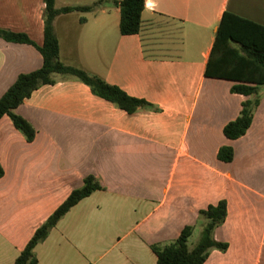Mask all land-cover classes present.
Segmentation results:
<instances>
[{
    "label": "crops",
    "instance_id": "0c3cea01",
    "mask_svg": "<svg viewBox=\"0 0 264 264\" xmlns=\"http://www.w3.org/2000/svg\"><path fill=\"white\" fill-rule=\"evenodd\" d=\"M55 4L92 5L53 20L60 60L158 110L128 113L80 80L55 75L15 108L35 128L32 141L3 115L0 264H13L88 174L103 189L72 206L35 246L37 264H156L151 246L169 243L185 225L194 226L189 239H199V210L220 199L227 215L213 237L228 246L211 248L202 264H264V89L249 128L229 139L223 126L248 96L231 92L233 81L204 74L222 13L264 25V0H145L144 22L156 13L183 21L181 48L194 52L175 59L144 58L139 35L120 33L113 0ZM44 6V0H0V27L41 45ZM41 63L33 45L0 38V96L19 73ZM222 145L233 148L229 162L217 158Z\"/></svg>",
    "mask_w": 264,
    "mask_h": 264
},
{
    "label": "trees",
    "instance_id": "16d2710c",
    "mask_svg": "<svg viewBox=\"0 0 264 264\" xmlns=\"http://www.w3.org/2000/svg\"><path fill=\"white\" fill-rule=\"evenodd\" d=\"M56 0H44L43 42L35 43L23 32L0 27V38L17 43L31 44L42 57L41 66L29 72L19 73L13 83L0 96V118L8 115L16 129L27 141H32L36 130L25 118L15 112V108L28 98L38 87L53 84L55 75L70 76L86 84L91 92L114 103L120 109L132 113L139 108L158 110L144 98L129 95L121 87L104 81L79 67L67 65L60 60V43L54 32L53 20L61 13L72 10L91 11L92 5H64L57 7ZM102 1V0H100ZM119 7V31L122 35L137 34L141 51L147 59H175L174 50L181 49L183 21L179 18L156 13V18L146 22L142 19L145 0H113ZM84 17L80 18L83 22ZM207 77L233 81L231 92L248 96L242 101L239 114L223 126V134L229 139L242 136L252 122L253 113L259 104V87L264 85V25L241 15L225 10L219 20L214 41L205 66ZM233 148L222 145L217 158L229 162L233 158ZM3 168L0 164V176ZM103 189L93 174L84 176L82 184L70 191L67 197L39 225L19 252L13 264H37L35 246L44 240L59 219L78 201L96 190ZM227 215L225 199L209 204L198 212L202 223L199 239L189 249L188 239L193 225H185L179 235L165 244H153L156 264H202L211 248L226 250L228 244L213 237L215 227L224 222Z\"/></svg>",
    "mask_w": 264,
    "mask_h": 264
},
{
    "label": "rangeland",
    "instance_id": "374dc122",
    "mask_svg": "<svg viewBox=\"0 0 264 264\" xmlns=\"http://www.w3.org/2000/svg\"><path fill=\"white\" fill-rule=\"evenodd\" d=\"M153 18H156V15L153 17ZM194 52V49H185L184 46L181 48V49H177V50H174V54L175 55H178L179 57L181 56H185V55H188L190 53H193ZM264 89V85L260 86L259 87V93L261 94V91H263ZM196 240H198V234H193L192 237L189 239L188 241V246H193L192 244H195Z\"/></svg>",
    "mask_w": 264,
    "mask_h": 264
}]
</instances>
